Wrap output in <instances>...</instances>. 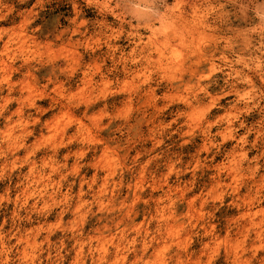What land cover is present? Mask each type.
<instances>
[{
    "label": "clouds",
    "instance_id": "9594fccd",
    "mask_svg": "<svg viewBox=\"0 0 264 264\" xmlns=\"http://www.w3.org/2000/svg\"><path fill=\"white\" fill-rule=\"evenodd\" d=\"M0 264H264V0H0Z\"/></svg>",
    "mask_w": 264,
    "mask_h": 264
}]
</instances>
